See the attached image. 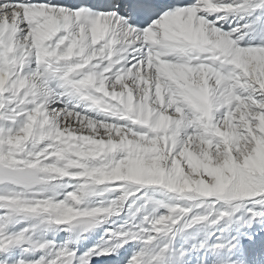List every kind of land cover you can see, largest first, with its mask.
<instances>
[{
	"label": "snow or ice",
	"instance_id": "1",
	"mask_svg": "<svg viewBox=\"0 0 264 264\" xmlns=\"http://www.w3.org/2000/svg\"><path fill=\"white\" fill-rule=\"evenodd\" d=\"M0 264H264V0H0Z\"/></svg>",
	"mask_w": 264,
	"mask_h": 264
}]
</instances>
